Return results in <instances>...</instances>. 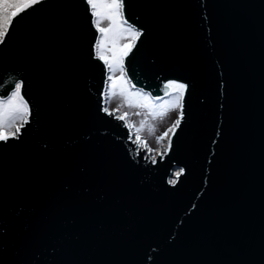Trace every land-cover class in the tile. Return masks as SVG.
Returning <instances> with one entry per match:
<instances>
[{"label":"water","instance_id":"water-1","mask_svg":"<svg viewBox=\"0 0 264 264\" xmlns=\"http://www.w3.org/2000/svg\"><path fill=\"white\" fill-rule=\"evenodd\" d=\"M124 5L142 31L124 58L133 86L187 85L168 150L153 159L102 111L85 0L20 13L0 97L23 81L30 115L0 141V264H264V0Z\"/></svg>","mask_w":264,"mask_h":264},{"label":"snow or ice","instance_id":"snow-or-ice-1","mask_svg":"<svg viewBox=\"0 0 264 264\" xmlns=\"http://www.w3.org/2000/svg\"><path fill=\"white\" fill-rule=\"evenodd\" d=\"M85 2L89 6L92 15L96 18L93 23L99 32L102 34H110V37L103 36L101 40L110 38L113 44L111 59L98 53L99 59L107 65L108 70L112 72L119 71L121 74H124V58L129 54L132 47L135 46V41L142 35V31L128 23L125 19L123 12L125 7L124 0H85ZM41 3L42 0H0V5L4 6V10L0 11V45H4L6 38L10 35L9 26L11 25L12 19L19 16L20 13L32 9L34 5ZM101 20L109 21L107 28L100 27ZM117 39L125 40V43L117 47L115 44ZM100 46L101 43H98L96 46L97 49ZM168 83L180 90L186 89L187 87V85L176 81H169ZM22 87L23 81H18L10 92H5L4 96L0 97V141L7 142L10 137H17V133L22 126V124L18 126L17 121L28 123L30 107L22 95ZM137 94L139 95V93ZM120 95H123V92ZM102 111L111 115L107 108H102ZM126 115L117 118L123 120L126 118ZM180 117L183 118L182 110ZM141 124H143V121ZM176 124H179V120L176 121ZM11 129H14V131H10ZM181 172H183V169L175 175L179 176ZM176 182L175 179L169 180L170 184H175Z\"/></svg>","mask_w":264,"mask_h":264},{"label":"rangeland","instance_id":"rangeland-1","mask_svg":"<svg viewBox=\"0 0 264 264\" xmlns=\"http://www.w3.org/2000/svg\"><path fill=\"white\" fill-rule=\"evenodd\" d=\"M108 24L109 21L101 20L100 27L107 28ZM103 36L110 37V34H99L98 43H101V46L97 52L111 59L112 40L109 38L102 41ZM123 43L125 40L117 39L115 41L117 47ZM108 75L107 107L117 108L119 113L127 114L126 117L130 123L136 127L140 135H143L152 151H157L158 148L166 144V139L177 121L181 104V90L172 86L173 92L168 96L152 99L148 92L133 87L126 73L109 71ZM121 92L123 95H120ZM142 121L143 124H141ZM20 123L21 121H17V125ZM10 131H14V129Z\"/></svg>","mask_w":264,"mask_h":264},{"label":"built area","instance_id":"built-area-1","mask_svg":"<svg viewBox=\"0 0 264 264\" xmlns=\"http://www.w3.org/2000/svg\"><path fill=\"white\" fill-rule=\"evenodd\" d=\"M105 100L107 102L106 98H105ZM129 128H130L131 139L134 142L136 140L135 143H136L137 147H141V148L145 147L144 149L146 150V153H148L150 156H154L155 153H153L152 149L149 147V145L146 142V140L144 139L143 135L139 134V131L136 129V127L132 124H129ZM167 145H168V143L166 142L164 147L166 148Z\"/></svg>","mask_w":264,"mask_h":264},{"label":"bare ground","instance_id":"bare-ground-1","mask_svg":"<svg viewBox=\"0 0 264 264\" xmlns=\"http://www.w3.org/2000/svg\"><path fill=\"white\" fill-rule=\"evenodd\" d=\"M182 97V96H181ZM107 106V105H106ZM107 109L110 111L112 108L111 107H107ZM180 109V108H179ZM115 112H117L118 113V109L116 108V109H113ZM174 128V126L172 127V129ZM171 129V130H172ZM168 139V138H167ZM167 143H168V145H169V141H166ZM168 145H167V147L165 148V147H163L164 145H162V147H160V148H158V150L157 151H155V152H153V153H155L154 154V156H151L153 159L158 155V154H162L163 152H165L166 150H168Z\"/></svg>","mask_w":264,"mask_h":264},{"label":"trees","instance_id":"trees-1","mask_svg":"<svg viewBox=\"0 0 264 264\" xmlns=\"http://www.w3.org/2000/svg\"><path fill=\"white\" fill-rule=\"evenodd\" d=\"M3 10H4V6L3 5H0V11H3ZM152 99H154V98H152Z\"/></svg>","mask_w":264,"mask_h":264}]
</instances>
